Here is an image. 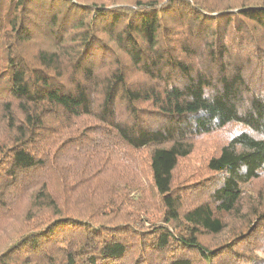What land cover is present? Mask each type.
<instances>
[{"label": "trees", "instance_id": "trees-1", "mask_svg": "<svg viewBox=\"0 0 264 264\" xmlns=\"http://www.w3.org/2000/svg\"><path fill=\"white\" fill-rule=\"evenodd\" d=\"M121 1L0 0V211L32 191L30 231L0 264H264L249 253L264 254V203L241 204L264 175V0ZM232 124L202 189L185 190L192 140ZM61 160H75L69 194L118 171L104 203L56 197Z\"/></svg>", "mask_w": 264, "mask_h": 264}, {"label": "rangeland", "instance_id": "rangeland-1", "mask_svg": "<svg viewBox=\"0 0 264 264\" xmlns=\"http://www.w3.org/2000/svg\"><path fill=\"white\" fill-rule=\"evenodd\" d=\"M130 1L134 0H122L121 2L128 3ZM144 1V0H143ZM198 4H202L206 7H212V8H222L224 6H232L236 7L239 6L242 3H249L253 0H194ZM108 3V1H107ZM113 3V2H112ZM111 3V4H112ZM110 4V3H109ZM201 5V6H202ZM233 47H237L239 44V41L237 40H230ZM89 127V128H88ZM238 125L232 124L224 129L217 130L212 132L211 134H207L201 137H197L196 139L192 140V153L189 157L182 159L179 161L176 170H175V178L174 180L178 184H183L185 190H195L202 189L200 187V183L205 181L206 179H209L211 175H209L208 172H206L204 166L206 161L208 160L209 156H211L214 153H217L220 148L227 143L229 138L234 134V132L238 129ZM83 132L81 134V137L89 136V134L93 133L95 131L94 127L90 128V125H86L85 127L81 128L80 130ZM4 134L2 133L0 129V142L3 141ZM87 141V140H86ZM91 141H96L92 140ZM113 143V142H112ZM111 143V144H112ZM69 150V148H66V150L63 149L64 153ZM140 154H136V157L140 158L143 156L145 157V153L139 152ZM126 156H128V153H125ZM139 155V156H138ZM59 160V159H57ZM65 164L62 165L60 163V168L57 170V174L52 171H48L46 178H50L48 180V184L53 192V194L58 197L62 198L60 200L64 201L67 205H70L74 200L80 199L83 195H89L90 198L95 201L97 206V201H101L104 203V201L107 199V197L110 195L111 192L112 183L115 181L114 178H118L119 172H110L107 173V171H104L103 173H99L95 175L96 173H92L91 175L88 174L86 179L88 181L81 183L82 179H78L77 177L75 180L77 181L76 185L69 188L70 192H73L71 194L67 193L65 189H63L60 185V183H63L62 179V173L66 171L70 166L68 164L75 160H61ZM127 165H124V171H126L128 168H126ZM128 167V166H127ZM142 168V167H141ZM99 170V168L97 169ZM61 175V177H60ZM60 177V180L58 181V178ZM145 178V176H144ZM146 180V178L144 179ZM75 187V188H74ZM74 188V189H73ZM73 189V191H71ZM246 193L243 196V212L247 211L248 205L250 204V201H254L253 204L259 205L261 203H264V175L259 176V178L255 181H253L247 188ZM184 190V191H185ZM194 191V192H195ZM31 193L29 189H21V188H15L13 190V196L7 198L4 200L3 204L5 209L0 211V249L5 245L9 244L10 242L15 241L18 239L22 234L25 232L30 231V227L27 228V222L26 220V214L28 213V210L30 208V198ZM112 195V194H111ZM149 200L150 198L147 197ZM151 200V199H150ZM94 204V203H90ZM31 222V221H30ZM226 222L231 225H236L238 222H233V217L226 218ZM221 240V237H217L216 239L213 238H207L205 241L207 242L209 246L217 244ZM259 250L257 249H250V256L255 255L256 258H264V254L261 252H257Z\"/></svg>", "mask_w": 264, "mask_h": 264}]
</instances>
